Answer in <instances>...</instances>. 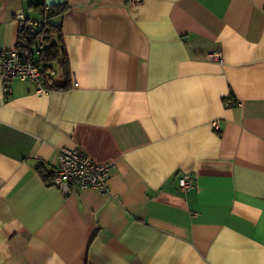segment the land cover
Returning a JSON list of instances; mask_svg holds the SVG:
<instances>
[{"label": "crops", "instance_id": "obj_1", "mask_svg": "<svg viewBox=\"0 0 264 264\" xmlns=\"http://www.w3.org/2000/svg\"><path fill=\"white\" fill-rule=\"evenodd\" d=\"M29 2L0 0V53ZM66 2L70 89L0 80V264H264V0ZM62 148L109 193L45 184Z\"/></svg>", "mask_w": 264, "mask_h": 264}, {"label": "built area", "instance_id": "obj_2", "mask_svg": "<svg viewBox=\"0 0 264 264\" xmlns=\"http://www.w3.org/2000/svg\"><path fill=\"white\" fill-rule=\"evenodd\" d=\"M17 19L20 28H27L28 37L33 40V44L24 43L13 50L0 53V80L4 83L13 80L29 82L35 86L38 94L46 93L44 81L46 75L51 73L37 61L40 55V47L37 46L38 30L43 27V23L40 20L26 18L23 14H19ZM73 86L77 87V84L74 83ZM7 92V88L4 87V93ZM225 104L234 105L238 104V101L234 97H229ZM212 127L219 131L218 121H214ZM109 170V164H96L78 149L62 148L56 155V177L53 186L64 194L86 189L108 194ZM179 185L181 190L186 192L193 186L192 179L185 174L179 179Z\"/></svg>", "mask_w": 264, "mask_h": 264}, {"label": "trees", "instance_id": "obj_3", "mask_svg": "<svg viewBox=\"0 0 264 264\" xmlns=\"http://www.w3.org/2000/svg\"><path fill=\"white\" fill-rule=\"evenodd\" d=\"M66 2V0H65ZM27 11L31 15H41L43 27L38 30V43L40 47V55L38 62L43 65L44 69L50 73L57 68L61 73L62 83H54L51 74L46 75L44 86L50 90L66 91L70 89V68L67 52L63 42L61 24L51 21L52 17L58 16L68 10V4L65 3L63 8H48L46 9L45 0H30L27 4ZM28 18V16H26ZM19 40L25 41L27 45L33 44V40L28 37L27 28H21L19 33ZM22 43H19L21 46ZM52 80V83L50 81ZM35 171L41 180L47 185H53L56 173L49 169L45 164L39 162Z\"/></svg>", "mask_w": 264, "mask_h": 264}, {"label": "water", "instance_id": "obj_4", "mask_svg": "<svg viewBox=\"0 0 264 264\" xmlns=\"http://www.w3.org/2000/svg\"><path fill=\"white\" fill-rule=\"evenodd\" d=\"M65 3V0H45V6L48 8H63Z\"/></svg>", "mask_w": 264, "mask_h": 264}, {"label": "rangeland", "instance_id": "obj_5", "mask_svg": "<svg viewBox=\"0 0 264 264\" xmlns=\"http://www.w3.org/2000/svg\"><path fill=\"white\" fill-rule=\"evenodd\" d=\"M58 71H59V70L56 68L55 71L52 72L53 74H51V75H52V78H53V79H55V76H56V74H57Z\"/></svg>", "mask_w": 264, "mask_h": 264}]
</instances>
